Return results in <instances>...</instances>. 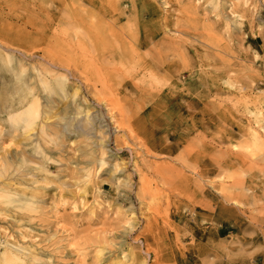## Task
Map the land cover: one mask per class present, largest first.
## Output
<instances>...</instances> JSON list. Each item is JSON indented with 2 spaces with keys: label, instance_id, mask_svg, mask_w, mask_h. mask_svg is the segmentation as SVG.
I'll return each mask as SVG.
<instances>
[{
  "label": "rangeland",
  "instance_id": "374dc122",
  "mask_svg": "<svg viewBox=\"0 0 264 264\" xmlns=\"http://www.w3.org/2000/svg\"><path fill=\"white\" fill-rule=\"evenodd\" d=\"M228 1L0 0V50L70 69L71 52L84 50L85 75L72 81L91 109L93 91L106 101L116 153L97 167L83 121L70 126L83 134L66 139L63 159L0 137L25 158H0L4 179L24 182L0 196V264H264V139H251V129L264 136V0L244 12ZM132 51L141 56L131 61ZM2 82L3 70L0 106ZM24 111H0L13 140L37 127Z\"/></svg>",
  "mask_w": 264,
  "mask_h": 264
},
{
  "label": "bare ground",
  "instance_id": "6f19581e",
  "mask_svg": "<svg viewBox=\"0 0 264 264\" xmlns=\"http://www.w3.org/2000/svg\"><path fill=\"white\" fill-rule=\"evenodd\" d=\"M215 3L216 2L214 1V4ZM77 6H79V4ZM246 6H247V0H241L240 6H239L240 10L243 12L246 11ZM199 8H200L199 9L200 11H204L202 10L201 7ZM194 9L196 10V8ZM155 10L156 8H153V11ZM230 11L234 13L236 10L231 7ZM76 49L74 50V52L73 51L71 52L72 59H73L72 60L73 62L71 63L72 69L69 68L68 64L62 62L59 59H57V61L55 62H52L53 60L51 59V61L48 64L39 63V62L32 64V63H27L24 61L27 58H32V54L30 53L28 54L27 52H21V51H18L17 49L9 50V48L7 50L3 48L0 50V72L3 70V78H4V82H2L1 89H6L8 90V92H10V95L7 98V100L3 101L2 103L3 106H0L1 113L4 114L5 116V114L7 113L6 109L8 108V106L22 105L25 108V111L27 114L30 113L31 115L37 118L35 120L37 127H32V125H29L30 128L25 127L24 129L20 130L18 134V136L20 137V140H18V138L17 139L15 138V140H18L19 143L18 142L16 143V141L13 140V134L3 131V129L1 128H0V137L7 138L6 136L8 135L9 137H12L10 141L12 142V146H14V148L15 146L25 144L27 145L29 149L32 148L34 152H37L40 155L46 156V153L48 151H50L48 153H51V151H55L63 159L65 157V155L63 154L66 151L65 149L66 139H68L70 136L76 137L78 135L83 134L81 130H76V129H75V133H71L70 126L75 127L73 125L74 122L83 121L84 123H87L89 125L90 132L88 133L92 134V136H89L87 138H91L90 140H92V138L95 139L92 142L91 141L89 142L93 144L91 146V150L94 153H97V155H99L98 157L96 156V154H94L96 157H98L97 159L98 166L97 165L96 166L100 167L99 165H101L102 167V165L106 164L105 158L114 157L116 154L115 152H112V150L109 148V144L112 141L111 140L112 132L110 130H112L113 127L112 125L110 127L109 122L111 121L106 120L104 116V114L106 113L102 112L104 111L102 107H104V105L106 104V101L101 100L100 95H98L95 91H93L91 97H93L97 101V104L99 107L96 106L97 109L96 108L91 109L90 106H92V103L89 101L86 95H83L82 86H81L83 82H81V84L79 83L81 81L80 78H76L77 82L72 81V76L75 75V73H77L79 76H81L82 74L84 76L85 71H86V69L85 71L84 69L83 71L80 69V65L84 64L82 58H85L86 54H82L81 51L83 49L80 48V45H78ZM12 52H14L15 54H13ZM135 56L137 57L136 59H138V57L141 56V52L137 53L136 51L135 52L132 51V53L129 54L128 57L131 58V61H132L135 58ZM88 58H91V57H88ZM93 64H94V68L96 71L105 72V70L103 71L102 67L97 65L98 61ZM64 68H67V70H64ZM163 72L167 74L166 70H164ZM150 73L155 74L152 68H150ZM10 76L13 77L14 81L12 79H11L12 82L7 80V78L10 79L9 78ZM90 93L91 92L88 89L87 94H90ZM108 118L110 119L111 117H108ZM2 119H5V118L0 116V120ZM260 121H262V118H257L255 122L259 124ZM11 125L12 127H15L14 122H12ZM260 127H261L260 130L264 129V126H260ZM251 130H252L251 136L253 137V138L251 137V139L253 141L258 142L264 139V136L260 134L259 130H255V129L254 130L251 129ZM44 145H46L48 148H44ZM0 153H1V157H0L1 161L4 164H8V163H5L6 160L13 161L14 159H18L21 162L25 161V158L24 159L21 158V155H20V158L17 157L18 152L15 151L11 153L10 150H7V148H5L4 146L0 147ZM91 155L94 156L93 154ZM62 159H57V158L52 159V163L54 165H60V164L64 165L65 163L62 162L63 161ZM91 161H88V164H90ZM2 165L0 163V196L2 194L1 197L7 201V196H10L11 193L13 192L23 193V190H24L23 183L24 182L20 178H17V177L12 178L13 176L11 177L10 175H8L4 179L5 175L1 168ZM116 168H118V166L112 167V169H116ZM36 169L38 171H41L44 177L50 176V177L57 178L58 176V174L55 175L51 172H47L46 169L40 166L36 167ZM63 171L65 170L63 169ZM64 185L66 184H63V186ZM23 206H24V203L22 202V200L18 201L17 207L21 208ZM4 231L6 233V230ZM0 233H3V231ZM17 233L21 234V232H17ZM9 235L11 237H14L12 234L8 233V236ZM2 244L12 249H17V247L11 246L8 243L3 242ZM12 244L16 245L14 241ZM18 251H20V249H18ZM2 256L5 258V260L13 259L12 254L7 250L3 251Z\"/></svg>",
  "mask_w": 264,
  "mask_h": 264
}]
</instances>
